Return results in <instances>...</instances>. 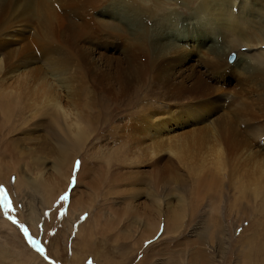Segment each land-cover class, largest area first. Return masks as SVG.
Listing matches in <instances>:
<instances>
[{"label":"rangeland","instance_id":"rangeland-1","mask_svg":"<svg viewBox=\"0 0 264 264\" xmlns=\"http://www.w3.org/2000/svg\"><path fill=\"white\" fill-rule=\"evenodd\" d=\"M9 1L0 264H264V0Z\"/></svg>","mask_w":264,"mask_h":264},{"label":"bare ground","instance_id":"bare-ground-1","mask_svg":"<svg viewBox=\"0 0 264 264\" xmlns=\"http://www.w3.org/2000/svg\"><path fill=\"white\" fill-rule=\"evenodd\" d=\"M9 1V0H8ZM11 2H15V0H10ZM9 1V3L11 4V2ZM39 1V0H38ZM43 1V0H42ZM45 1V0H44ZM43 1V2H44ZM63 1H65V0H63ZM6 2V1H5ZM20 2H21V0H20ZM45 2H47V1H45ZM58 2H60V1H58ZM61 2H62V0H61ZM67 2V1H66ZM213 2H214V0H213ZM63 3H65V2H63ZM62 3V8L64 7L63 5H65V4H63ZM71 3V2H70ZM262 3V2H261ZM4 4V3H3ZM49 4V3H48ZM2 5V4H1ZM0 5V6H1ZM18 4H16V7L18 8V6H17ZM19 5H20V3H19ZM45 5V4H44ZM44 5H41V6H44ZM3 6V5H2ZM1 6V7H2ZM4 6H6V4L4 5ZM3 6V7H4ZM21 6H23V5H21ZM48 6H50V4L48 5ZM66 6V5H65ZM8 7V6H7ZM14 7V6H13ZM45 7V6H44ZM198 7V6H197ZM254 7V6H253ZM11 8V7H10ZM21 8V7H20ZM8 9V8H7ZM15 9V8H14ZM34 9V8H33ZM160 9V8H159ZM196 9V8H195ZM242 9V8H241ZM258 9H259V7H258ZM263 9V8H262ZM1 10V9H0ZM22 11V10H21ZM48 11V10H47ZM121 11V10H120ZM159 11V10H158ZM24 12H25V10H24ZM51 12H52V10H51ZM200 12V11H199ZM2 13V12H1ZM119 13V12H118ZM216 13V12H215ZM3 14H5V13H3ZM211 14V13H210ZM228 14V13H227ZM258 14H260V13H258ZM118 15V17H119V14H117ZM199 15V14H198ZM205 15V14H204ZM247 15V14H246ZM0 16H1V14H0ZM10 16H11V14H10ZM55 16V15H54ZM202 16V15H201ZM260 16H261V14H260ZM264 16V15H263ZM203 17V16H202ZM229 17H230V14H229ZM246 17V16H245ZM255 17V16H254ZM15 18V17H14ZM188 18H189V16H188ZM209 18H211V17H209ZM217 18V17H216ZM239 18V17H238ZM248 18V17H247ZM246 18V19H247ZM258 18V17H257ZM135 19V18H134ZM197 19H198V17H197ZM201 19V18H200ZM231 19V18H230ZM242 19V18H241ZM244 19V18H243ZM2 20H4V19H2ZM189 20V19H188ZM195 20V19H194ZM193 20V21H194ZM211 20V19H210ZM217 20V19H216ZM237 20V19H236ZM135 21H136V19H135ZM192 21V22H193ZM208 21V20H207ZM241 21V20H240ZM52 22V21H51ZM212 22V21H211ZM197 23V22H196ZM202 23V22H201ZM219 23V22H218ZM222 23V22H221ZM187 24H189V23H187ZM192 24H194V23H192ZM212 24V23H211ZM225 24V23H224ZM236 24V23H235ZM235 24H234V26H235ZM246 24V23H245ZM227 25V24H226ZM52 26V25H51ZM188 26H190V25H188ZM211 26V25H210ZM246 26V25H245ZM212 28V27H211ZM244 28V27H243ZM263 28V27H262ZM149 29V32L151 31L150 30V28H148L147 26H145V25H143V23L141 22V30H143V32H144V35L146 34V32H147V30ZM193 30H200V26H193ZM223 30V29H222ZM226 30V29H225ZM247 31V30H246ZM258 31V30H257ZM182 32H184V31H182ZM186 32V31H185ZM189 32H190V30H189ZM235 33V32H234ZM253 33V32H252ZM256 33V32H255ZM258 33V32H257ZM254 34V33H253ZM186 35V34H185ZM213 35V34H212ZM214 35H216V34H214ZM213 35V36H214ZM236 35V34H235ZM260 36H261V34H259ZM258 35V36H259ZM167 36V35H166ZM184 36V35H183ZM188 36V35H187ZM208 38H209V36H207ZM212 37V36H211ZM142 38V37H141ZM145 38V37H144ZM172 38V40L174 41L175 40V42L173 43V44H170L169 42H168V37H165L164 39H163V42H162V47L166 50V51H173L174 53H176V54H178L179 56H180V60H179V64H178V68L174 71V73H173V76H172V78L170 79V80H166V84H167V86L168 87H170V86H172L173 84H177V82H180V81H182V79H184L183 78V76H185V74L184 73H187V72H190L191 71V63H192V61L194 60V58H195V55L194 54H190V51H189V49L191 50V52L193 53V52H195L196 51V46H193V45H191V48H188L187 46H189V42H191V39H189V38H187V37H182V34L181 33H177V34H175V38L174 37H171ZM216 38V37H215ZM255 38V36L253 35V38H250V39H254ZM260 40H261V38H260ZM263 40V39H262ZM204 41H205V38H204ZM209 42H210V38H209V40H208ZM224 41V40H223ZM247 41H248V39H247ZM206 42V41H205ZM214 42V41H213ZM258 43H259V41H257ZM257 42H255V45H257ZM248 44H249V41L247 42ZM191 44V43H190ZM196 44V43H195ZM264 44V43H263ZM207 45V44H206ZM214 45V44H213ZM255 45H249L250 47H252V46H254L255 47ZM262 45V44H261ZM157 46H159V45H157ZM239 46V45H238ZM242 46V45H241ZM241 46H239V47H241ZM247 46V45H246ZM184 47H187L188 48V51H189V53L187 52V48H184ZM237 47V46H236ZM250 47H248V48H250ZM257 47H259V46H257ZM264 47V46H263ZM195 48V49H194ZM248 48H245L244 47V52L246 51V52H248L250 49H252V48H250V49H248ZM262 49V48H261ZM215 51V50H214ZM216 51H217V49H216ZM212 52V51H211ZM252 52V51H251ZM205 53H207V52H205ZM221 53V52H220ZM249 54V53H248ZM247 53H246V57H250V55L251 54H249L248 55ZM220 55V54H219ZM257 57V56H256ZM216 58V57H215ZM48 59V58H47ZM168 59V58H167ZM218 59V58H217ZM236 58H234V62H232V63H230L231 65L230 66H232L234 63H235V60ZM161 60H162V58H161ZM161 60H156V66H157V63H160L161 62ZM51 61V60H50ZM207 61V60H206ZM247 61V60H246ZM251 61V60H250ZM46 62H48V61H46ZM54 62V61H53ZM256 62V61H255ZM239 65V67L240 68H242V69H244V68H246L247 66H249L247 63H244V64H242V62L241 61H239V62H237ZM248 63H250V62H248ZM254 64V63H253ZM210 65V64H209ZM55 66V65H54ZM212 66V65H211ZM206 67H208V66H206ZM218 66H216V68H217ZM251 67V66H250ZM232 68V67H231ZM254 68V67H253ZM209 69H211L210 67H209ZM222 69V68H221ZM44 70V69H43ZM42 70V71H43ZM201 70V69H200ZM216 70V69H215ZM192 71H194V70H192ZM221 71V70H220ZM7 72H8V70L4 67V66H0V117H1V114L3 115L1 118L2 119H6L7 118V116H8V114L9 115H13V111H14V109H16V108H19V107H22L23 106V102L22 101H19V98L18 97H16L15 95H13V91H10V87H11V85L9 86V84H8V80H9V75L7 74ZM208 72V71H207ZM224 76L225 75H231L229 72H227V71H225L224 70ZM238 72H240V70L238 71ZM242 72V71H241ZM245 72V71H244ZM52 73V72H51ZM194 72H192V74H193ZM222 73V72H221ZM177 74V75H176ZM188 74V73H187ZM220 74V73H219ZM244 74V73H243ZM52 75H53V73H52ZM183 75V76H182ZM191 75V74H190ZM195 75V74H194ZM239 75V74H238ZM213 76V75H212ZM252 76V75H251ZM250 76V77H251ZM9 77V78H8ZM189 77H191V76H189ZM196 77V76H195ZM230 77V76H229ZM244 77V76H243ZM186 78H188V77H186ZM217 78V77H216ZM239 79V78H238ZM242 79V78H241ZM249 79V78H248ZM244 80V79H243ZM252 80V79H251ZM240 81V80H239ZM249 81V80H248ZM247 81V82H248ZM220 82V81H219ZM227 82V81H226ZM246 82V83H247ZM250 83V82H249ZM243 84V83H242ZM245 84V83H244ZM251 84V83H250ZM249 84V85H250ZM243 87V86H242ZM244 87H245V85H244ZM244 98V97H243ZM51 100H53V98L51 99ZM244 100V99H243ZM51 103V102H50ZM48 104V103H47ZM223 105V104H222ZM232 105V104H231ZM236 105V104H235ZM234 107V106H233ZM242 107V106H241ZM246 109V108H245ZM242 110V109H241ZM244 110V109H243ZM245 111V110H244ZM234 112H236V110L234 111ZM233 113V112H232ZM243 113H245V112H243ZM246 114H249V113H246ZM151 116V115H150ZM230 116H231V114H230ZM233 116H236L235 114L233 115ZM239 116V115H238ZM248 116V115H247ZM225 117V116H224ZM244 118V117H243ZM245 119H246V117H245ZM255 119V118H254ZM153 118H149V123H148V126H147V128L148 129H152V130H154L155 128H157L159 125L158 124H155L154 122H153ZM225 120V119H224ZM224 120H222L223 122H224ZM232 120V119H231ZM235 120V119H234ZM256 120V119H255ZM226 121V120H225ZM229 121H230V119H229ZM242 121V120H241ZM250 121V120H249ZM257 121V120H256ZM231 122V121H230ZM236 122V121H235ZM232 123V122H231ZM225 124H227V125H229V122H228V120H227V123H225ZM239 124V123H238ZM248 125H249V123H248ZM227 127V126H226ZM161 128V127H160ZM253 128H254V126H253ZM251 129V128H250ZM210 131V130H209ZM206 132V134H211L210 132ZM163 134V132L159 129V131H156L155 133L156 134H161V133ZM149 134V133H148ZM148 134H146V135H148ZM152 136V135H151ZM154 136V135H153ZM145 138H148V137H145ZM150 138H152V137H150ZM154 138H155V136H154ZM196 139V138H195ZM242 139V138H241ZM250 146V145H249ZM248 149L245 147V149H243L242 150V152H241V154H243L245 151H247ZM249 155L250 156H252L253 155V153L251 154V152H249ZM253 156H255V155H253ZM253 158H255V157H253ZM256 158H259V159H261L260 158V155H256ZM261 160H263L264 161V159H261ZM60 167V166H59ZM20 165L18 164L17 165V167L15 168V170H17V171H19L20 170ZM22 169V168H21ZM57 171H60V169L59 170H57ZM20 173V172H19ZM261 178H264V176L263 177H261ZM263 181H264V179H263ZM50 182V181H49ZM255 183H256V181H255ZM256 184H258V183H256ZM59 185V184H58ZM259 185V184H258ZM261 185V184H260ZM93 235V234H92ZM96 236V235H95Z\"/></svg>","mask_w":264,"mask_h":264},{"label":"snow or ice","instance_id":"snow-or-ice-1","mask_svg":"<svg viewBox=\"0 0 264 264\" xmlns=\"http://www.w3.org/2000/svg\"><path fill=\"white\" fill-rule=\"evenodd\" d=\"M77 166H79V162H77ZM73 183L75 184L76 183V179H75V175H74V178H73ZM69 197L67 195L63 196L62 197V200H67ZM3 202H4V208L6 210H10L11 209V205H10V202L8 201V198H7V194L4 195L3 197ZM15 223V221H13ZM32 244L33 246L35 247L36 246V242L35 241H32ZM38 251H42V249H37Z\"/></svg>","mask_w":264,"mask_h":264}]
</instances>
